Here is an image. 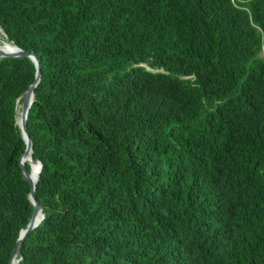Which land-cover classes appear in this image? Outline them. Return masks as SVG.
<instances>
[{"label":"trees","instance_id":"16d2710c","mask_svg":"<svg viewBox=\"0 0 264 264\" xmlns=\"http://www.w3.org/2000/svg\"><path fill=\"white\" fill-rule=\"evenodd\" d=\"M0 28L43 74L19 264H264V0H0ZM35 76L0 59V264L34 211Z\"/></svg>","mask_w":264,"mask_h":264},{"label":"water","instance_id":"95a60500","mask_svg":"<svg viewBox=\"0 0 264 264\" xmlns=\"http://www.w3.org/2000/svg\"><path fill=\"white\" fill-rule=\"evenodd\" d=\"M0 31L2 32L3 36L6 38L4 41H0V59H18V58L28 57L34 62L36 66V76L34 82L30 85L29 89L20 97V99L17 102L16 124L19 126L22 137L26 143V150L20 157V166L23 175L25 176V178L29 183L30 186L29 198L34 207L33 216L28 226L21 231L9 263V264H13L14 262H17L19 264L22 258H18V255L21 251L24 240L40 226V224L43 222L46 216L44 213V207L41 206L37 200V184L41 176L43 165L39 160L34 159L33 141L28 131L29 112L35 99L36 88L40 85L43 74H42L41 63L40 60L38 59L37 54L35 52H26L19 46L15 45L13 42H9L8 36L3 32L1 28ZM30 101H31V105H29L30 107H27V104H29ZM24 156L30 158V162H29L30 164L32 163L35 166L38 165L39 172L37 174L33 172L32 170L33 166L30 165L29 163L28 164L31 167V172L29 174H25L24 165L22 162V158Z\"/></svg>","mask_w":264,"mask_h":264},{"label":"bare ground","instance_id":"6f19581e","mask_svg":"<svg viewBox=\"0 0 264 264\" xmlns=\"http://www.w3.org/2000/svg\"><path fill=\"white\" fill-rule=\"evenodd\" d=\"M29 105H31V101L29 102V104H27V107H30ZM23 159L27 162V163H29L30 162V158H28V157H23ZM30 164V163H29ZM30 165H32L33 166V168H32V170H33V172L35 173V174H37L38 172H39V167H38V165H33L32 163L30 164ZM30 172H31V167H30ZM13 264H18L17 262H14Z\"/></svg>","mask_w":264,"mask_h":264},{"label":"rangeland","instance_id":"374dc122","mask_svg":"<svg viewBox=\"0 0 264 264\" xmlns=\"http://www.w3.org/2000/svg\"><path fill=\"white\" fill-rule=\"evenodd\" d=\"M3 34H2V32L0 31V41H4L3 39H2V36Z\"/></svg>","mask_w":264,"mask_h":264}]
</instances>
